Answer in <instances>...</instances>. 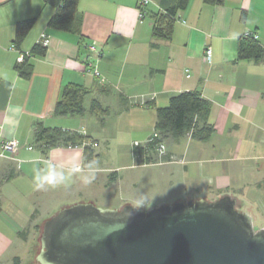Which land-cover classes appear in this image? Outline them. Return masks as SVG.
<instances>
[{
  "label": "crops",
  "instance_id": "crops-1",
  "mask_svg": "<svg viewBox=\"0 0 264 264\" xmlns=\"http://www.w3.org/2000/svg\"><path fill=\"white\" fill-rule=\"evenodd\" d=\"M137 3L138 0H79L78 25L73 31H63L48 26L56 8L43 0H0V141L18 139L23 144L14 157L0 158L2 264L16 255L22 258V264L26 255L30 256L27 264L38 262L35 256L32 258V242L38 239L39 223L45 217L41 207L54 205L83 180L82 176L103 169L98 125L104 128L106 122L109 124L112 113L117 116L112 123L113 135L107 133L106 149L112 156V147L120 148L115 163L106 170H112L113 184L121 182L124 189H130L121 197L124 203L154 199L172 203L177 198L198 196L214 200L226 193L239 202L236 192H244L251 184L248 177L253 167L261 168L258 162L264 160V61L236 58L239 40L249 31L258 34L264 46V0H223L217 4L190 0L177 17L172 39H160L155 47L151 46L153 21L149 14L140 19ZM158 8V0L148 6L149 11ZM28 18H35V23L23 42L16 45V25ZM44 33L49 38L45 55L32 54ZM207 46L212 48L211 63L204 60ZM22 52L31 53L24 62L30 66V76L20 72ZM91 67L97 68L100 76ZM69 82L93 88L86 107L92 97H97L110 107V115L104 120L89 111L81 116L54 115L55 104ZM194 89L212 101L210 120L216 130L210 139L198 141L188 136L178 142L167 141L168 151L183 158L182 162L136 163L134 141L145 142L155 131L157 108L168 105L173 94ZM121 96L132 102L122 111ZM15 105L23 109L20 117L14 111ZM17 119L19 125L10 135L11 122ZM40 121L46 126L91 135L97 141L100 161L92 168H84L83 146L54 147L46 155L35 146L28 149L26 145L33 144ZM243 125L251 130L249 134H241ZM241 154L244 159L255 160L254 165L241 162ZM49 163L64 171L66 179L36 190L35 177L38 172L43 175ZM75 166L82 171L69 175L68 170ZM136 168H161V172L142 179L126 178L123 171ZM12 169L18 174L3 180ZM144 180L148 181L149 192L157 188L159 198L149 192L135 194ZM254 184L259 190L264 186L259 180ZM168 186L171 189L167 191Z\"/></svg>",
  "mask_w": 264,
  "mask_h": 264
},
{
  "label": "water",
  "instance_id": "water-1",
  "mask_svg": "<svg viewBox=\"0 0 264 264\" xmlns=\"http://www.w3.org/2000/svg\"><path fill=\"white\" fill-rule=\"evenodd\" d=\"M226 193L145 209L65 205L40 223L39 264H264V227Z\"/></svg>",
  "mask_w": 264,
  "mask_h": 264
},
{
  "label": "trees",
  "instance_id": "trees-1",
  "mask_svg": "<svg viewBox=\"0 0 264 264\" xmlns=\"http://www.w3.org/2000/svg\"><path fill=\"white\" fill-rule=\"evenodd\" d=\"M56 8V12L49 19L48 26L63 30L73 31L78 25L79 0H43ZM207 3L217 4L223 0H204ZM190 0H158L157 10H145L153 21L151 46L158 45V40H170L179 13L186 9ZM150 5V4H149ZM35 23V18L18 21L16 25V45L26 38ZM47 46L37 43L32 48V54L45 55ZM252 59L257 63L264 61V46L253 35H243L238 43L236 61ZM19 66L24 76H30V66L25 63ZM93 88L78 82L67 83L62 90L60 98L54 107L56 116H81L87 111L104 120L110 115L111 109L104 106L97 97H92L89 108L86 107V98L93 92ZM122 107L120 111L128 109L132 102L129 98L121 96ZM135 104V103H133ZM148 105V103H146ZM212 101L205 97L198 89L181 91L170 97L166 106L157 108L155 131L158 136L133 146V154L138 164H151L160 161L157 147L162 142H178L185 137L198 141H208L216 128L210 120ZM150 137V136H149ZM96 140L89 134L78 130L62 127L46 126L38 122L34 130L33 144L43 154H47L54 147L83 146L84 168H92L100 161V154L96 151ZM169 152L163 159L169 158ZM90 165V167H89ZM115 173V172H114ZM18 174L12 169L11 173L3 180H10ZM0 264L2 262L0 261ZM6 264H22V258L16 255Z\"/></svg>",
  "mask_w": 264,
  "mask_h": 264
},
{
  "label": "rangeland",
  "instance_id": "rangeland-1",
  "mask_svg": "<svg viewBox=\"0 0 264 264\" xmlns=\"http://www.w3.org/2000/svg\"><path fill=\"white\" fill-rule=\"evenodd\" d=\"M116 114L117 113L111 114L108 120L109 124L106 122L104 128L98 125L99 132H101V136H102V139H101L102 141L100 140V147H99L100 149L99 151H101V154H102L100 167L103 169L98 170V172H93L91 174H88V177L91 178L90 183H85L83 180L79 181L72 188H70L66 193H64L63 194L64 196L62 195L63 197H59V200L54 205H42L41 212L42 214H44L45 216L44 218L50 217L57 210H59L61 207L65 205H70L76 202H80L82 200L83 201L92 200L98 206L103 207V208H120L126 203V202L124 203L121 197L126 196L123 194H125V192L129 191L130 189H127V188L124 189L122 187L121 182H119V184L118 183L113 184L112 183V173L113 172L112 170H106L107 168H110L111 165L115 163V157L118 155V149L120 148L119 145H115L114 148L112 147V152H111L112 156L108 154L109 149H106V147L108 146V142L106 141V136H107V133L108 134L111 133L110 135H113L114 133V128H113L112 123L116 119L115 118L117 116ZM96 127L97 126L95 125V128ZM240 132L241 134L243 133L249 134L251 130L249 131L248 127H245V125H243V131L240 130ZM128 137H129V134H127V139ZM109 139H110V136H109ZM115 141L116 140H114L113 142ZM123 147L121 148L123 149ZM239 156L241 157L243 155L241 154ZM240 161L245 162V164H251V165H254L252 163H255V160L253 161L247 158L244 159L242 157ZM258 163L260 164L261 168L259 169L256 168L255 170V167H253L248 177V180L249 182H251V184H249L247 188L244 189V192H236L240 198L239 200L240 209L248 212L252 216L255 229H260L261 227H264V186L262 189L259 190L257 186H255L254 184L258 180L264 183V167H262V165H264V160L260 159ZM160 172H161V168H136L133 170L123 171V173L126 174V178L128 179L133 178V177H139L142 179V177L146 176L147 174H151V173L158 174ZM147 182L148 181L145 182L144 180V183L136 189L135 194L143 195L151 191L146 188ZM163 185H164V182L162 181V186ZM176 187H179V184ZM168 188L169 186L166 188L167 191L171 189V188L170 189ZM158 189H160V184L158 186ZM149 193L154 194L155 198H159V195H158L159 192L157 188H155L154 192H149ZM167 198H170V197H167ZM159 203L161 202H158L157 200L154 199V201H148V202L143 201L142 203H135V204H137L136 206L148 209V208L158 205ZM166 203H171V202L168 201ZM32 247L34 248L33 257H32L34 260L35 258L34 256L36 255V252L40 247V241L37 239L35 242H32ZM29 258L30 256L26 255V261L29 260ZM26 261H25V264H27ZM37 263L38 262H35V264Z\"/></svg>",
  "mask_w": 264,
  "mask_h": 264
},
{
  "label": "built area",
  "instance_id": "built-area-1",
  "mask_svg": "<svg viewBox=\"0 0 264 264\" xmlns=\"http://www.w3.org/2000/svg\"><path fill=\"white\" fill-rule=\"evenodd\" d=\"M152 0H138L137 6H138V15L140 17V19L144 18L146 16V9L149 6V4L151 3ZM246 35H253L254 38H258V34H256L255 32H247ZM49 42V38L47 34H42V37L40 39V44L42 45H47ZM94 48V46H93ZM31 53L26 52V53H20L19 56V62L20 63H24L26 60L27 56H30ZM204 60L208 63H211L212 61V48L210 46H207L205 48V53H204ZM92 68V67H91ZM92 71L95 75L100 76V71L93 67ZM3 127V124L0 122V131ZM158 136L157 132H153L150 137L147 138V140H153L155 137ZM146 140V141H147ZM140 143L143 142H139V141H134V146L135 145H139ZM23 146V144L18 140V139H7V140H1L0 141V158H4V157H14L15 154L19 151V149ZM26 147L28 149H33L34 148V144H27ZM158 150V154L160 157V161L159 162H164V161H183V158L179 157L176 154L171 153L169 155V158L167 160L163 159V157H165L169 151L167 148V144L166 142H162L158 145L157 147Z\"/></svg>",
  "mask_w": 264,
  "mask_h": 264
},
{
  "label": "clouds",
  "instance_id": "clouds-1",
  "mask_svg": "<svg viewBox=\"0 0 264 264\" xmlns=\"http://www.w3.org/2000/svg\"><path fill=\"white\" fill-rule=\"evenodd\" d=\"M14 111L20 115L22 114V107L20 105H15ZM11 128L9 129L10 135H14L16 128L19 125V119L11 122ZM90 167V165H89ZM82 169L79 166L72 167L68 170V174H75L81 172ZM85 183H90L91 178L88 176H82L81 177ZM66 179V175L64 171H58L55 165L48 164L45 172L43 175H40L39 172L37 173V176L35 177V187L36 190H42L45 188L46 185L48 186H56L60 183H63Z\"/></svg>",
  "mask_w": 264,
  "mask_h": 264
},
{
  "label": "flooded vegetation",
  "instance_id": "flooded-vegetation-1",
  "mask_svg": "<svg viewBox=\"0 0 264 264\" xmlns=\"http://www.w3.org/2000/svg\"><path fill=\"white\" fill-rule=\"evenodd\" d=\"M238 208L240 209V205H238ZM241 210V209H240Z\"/></svg>",
  "mask_w": 264,
  "mask_h": 264
}]
</instances>
